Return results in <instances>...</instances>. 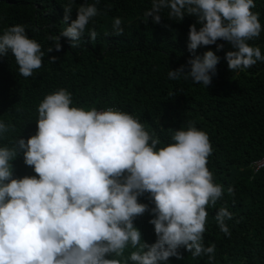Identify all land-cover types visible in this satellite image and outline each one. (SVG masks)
<instances>
[{
    "label": "clouds",
    "instance_id": "1",
    "mask_svg": "<svg viewBox=\"0 0 264 264\" xmlns=\"http://www.w3.org/2000/svg\"><path fill=\"white\" fill-rule=\"evenodd\" d=\"M99 2L79 6L68 26L75 11L74 0H68L61 12L67 27L48 39L65 37L75 47L100 14ZM255 7L254 0H151L144 21L152 17L159 24L165 11L169 20L193 16L189 52L210 45L220 51L224 44L217 41L222 40L235 49L226 53L228 69L245 71L264 62L261 48L249 43L264 31L259 14L251 11ZM122 23L113 18L114 35L124 34ZM97 35L88 30L91 41ZM53 48L59 51L60 43L48 53ZM9 53L24 78L42 67L45 56L23 25L0 34V58ZM218 61L207 51L167 76L207 88ZM72 105V94L64 88L46 95L37 108L35 135L0 143V264H168L170 258L183 259L181 248L193 258L214 261L216 245L204 240L207 208L223 198L224 188L207 167L213 153L207 133L190 123L187 130L174 131L172 143L157 148L161 141L132 114ZM14 131L13 124L0 119V142ZM21 153L24 162L17 168L32 167L36 175L14 178L12 162ZM145 193L154 203L152 244L134 226L148 210L138 202ZM214 219L230 237L225 221L233 215L227 207H220Z\"/></svg>",
    "mask_w": 264,
    "mask_h": 264
},
{
    "label": "trees",
    "instance_id": "2",
    "mask_svg": "<svg viewBox=\"0 0 264 264\" xmlns=\"http://www.w3.org/2000/svg\"><path fill=\"white\" fill-rule=\"evenodd\" d=\"M94 0H74L76 9ZM68 0H0V34L15 25H23L29 38L41 44L45 56L42 67L32 77L18 72L14 56L0 58V119L15 126V131L0 143L15 138L27 140L37 131V108L46 95L64 88L72 94L73 105L105 110L115 107L137 118L145 129L158 138L157 148L172 143L174 131L187 130L190 123L209 136L213 153L207 167L214 182L221 184L224 195L215 206H209L204 240L214 243V261L208 257L193 258L184 248L182 260L170 258L168 264H264V62L257 61L245 71L228 69V51H235L222 40L224 48L201 46L194 53L187 48L189 28L196 23L193 16L182 21L169 20L163 13L159 24L152 17L144 21L151 0H100V14L88 25L75 47L68 38L49 40L59 35L63 25L61 15ZM252 12L259 14L264 27V0H254ZM65 16V14H64ZM122 19L124 34L112 33L113 18ZM197 25V29H199ZM95 29L97 39L91 41L88 30ZM61 48L48 53L49 47ZM261 48L264 55V31L260 38L249 42ZM213 51L219 57L216 74L207 88L190 79H168L169 70L187 66L189 59L203 57ZM55 57V61L51 58ZM188 68L186 67V71ZM23 154L14 160V178L36 175L32 167L18 169ZM233 192L229 193L228 188ZM138 202L148 210L136 217L134 226L142 239L156 241L154 203L145 193ZM220 207H227L233 219L226 220L231 236L219 231L214 219Z\"/></svg>",
    "mask_w": 264,
    "mask_h": 264
},
{
    "label": "built area",
    "instance_id": "3",
    "mask_svg": "<svg viewBox=\"0 0 264 264\" xmlns=\"http://www.w3.org/2000/svg\"><path fill=\"white\" fill-rule=\"evenodd\" d=\"M262 167H264V160L259 162V163H257L256 169H259V168H262Z\"/></svg>",
    "mask_w": 264,
    "mask_h": 264
},
{
    "label": "rangeland",
    "instance_id": "4",
    "mask_svg": "<svg viewBox=\"0 0 264 264\" xmlns=\"http://www.w3.org/2000/svg\"><path fill=\"white\" fill-rule=\"evenodd\" d=\"M79 6H80V4H79Z\"/></svg>",
    "mask_w": 264,
    "mask_h": 264
}]
</instances>
